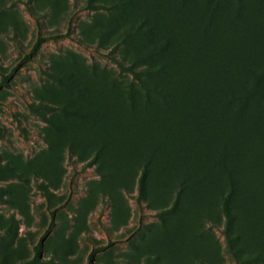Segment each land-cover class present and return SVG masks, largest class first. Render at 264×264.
<instances>
[{
	"label": "rangeland",
	"instance_id": "374dc122",
	"mask_svg": "<svg viewBox=\"0 0 264 264\" xmlns=\"http://www.w3.org/2000/svg\"><path fill=\"white\" fill-rule=\"evenodd\" d=\"M49 228L58 264H264V0H0V264Z\"/></svg>",
	"mask_w": 264,
	"mask_h": 264
},
{
	"label": "trees",
	"instance_id": "16d2710c",
	"mask_svg": "<svg viewBox=\"0 0 264 264\" xmlns=\"http://www.w3.org/2000/svg\"><path fill=\"white\" fill-rule=\"evenodd\" d=\"M26 7L32 15H36L33 7L30 4H26ZM94 7H99V6L96 5ZM56 37H58V36H56ZM46 40H47V38L39 37L36 40L32 50H31V54H35L39 50L40 45ZM113 61L115 62V64L117 65V67L121 71L131 74L135 79L138 80L136 72L133 68V65L126 66L125 64H123L122 62H120L118 60H115L114 58H113ZM138 81H140V80H138ZM164 97L167 98L168 95H165ZM145 174H146V171H142L141 177H140L141 183L144 180ZM228 184H229V190L226 193V195L223 197V200H222V211H223V215L226 218V222L230 223L232 220V213L230 211L229 205H230V202L232 200V197L234 196V194L236 192V186L238 185V181L235 180L234 178H230ZM49 233H50V228L44 233V235L40 238L39 243L35 246L33 257L31 259L22 261L20 264H58L53 259L43 258V256H42L41 246H42V243L44 242L45 238L48 236ZM91 258H92V255L89 257V263L88 264H93L91 261Z\"/></svg>",
	"mask_w": 264,
	"mask_h": 264
}]
</instances>
